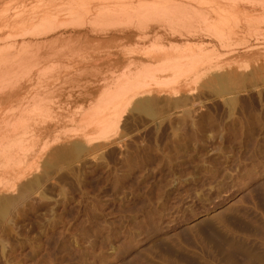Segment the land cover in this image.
<instances>
[{
    "label": "rangeland",
    "instance_id": "rangeland-1",
    "mask_svg": "<svg viewBox=\"0 0 264 264\" xmlns=\"http://www.w3.org/2000/svg\"><path fill=\"white\" fill-rule=\"evenodd\" d=\"M72 1L0 0V55L6 68L17 64L8 71L12 79L0 83L2 116L22 115L20 103L13 102L18 94L34 95L31 105L43 90L51 99L29 118L31 128L41 124L46 133L36 147L38 168L13 185L0 181V207L10 204L0 210V264H264V0H113L150 7L128 22L99 18L98 8L111 0ZM78 2L95 11L73 27L65 11ZM165 6L167 12L156 15ZM49 21L68 25L61 30L68 36L91 32L99 22L101 28H126L134 39L120 37L99 48V37L91 33L95 42L61 40L41 49L45 39L39 34L55 25ZM24 43L32 51L27 60L36 62L34 69L29 63L32 71L25 68L27 75L9 49L21 50ZM154 45L170 54L148 62L144 52ZM195 54L206 57L196 72L185 75L186 66L178 67L182 74L168 69L174 78L162 72ZM118 56L124 65L145 62L150 75L162 72L176 84L156 93L152 113L135 110L134 103L121 107L119 122L91 131L89 143L81 128L98 99L90 109L63 106L60 98L68 91L101 98L103 80L123 72L105 65ZM100 62L98 74L67 75L76 63Z\"/></svg>",
    "mask_w": 264,
    "mask_h": 264
},
{
    "label": "bare ground",
    "instance_id": "bare-ground-1",
    "mask_svg": "<svg viewBox=\"0 0 264 264\" xmlns=\"http://www.w3.org/2000/svg\"><path fill=\"white\" fill-rule=\"evenodd\" d=\"M77 1V0H76ZM82 1V0H81ZM84 1V0H83ZM101 1V0H100ZM102 1H104V0H102ZM106 1V0H105ZM109 1V0H108ZM112 2H110V4H107L106 6H101L100 8H98V15H99V18H102L104 21L107 19V21H111L112 19L114 20V18L115 17H118V22H125V21H127V19H129V17L130 18H132V17H139L140 15L142 16V15H144V14H142V13H144V12H142V11H145V12H147V11H149V10H147L146 8H148V7H146V8H144L145 10H143V8H141V9H134V8H129V7H132V6H130V4H127V3H118V2H116V1H113V0H111ZM194 1V0H193ZM71 2H74V1H72L71 0ZM86 2H87V0H86ZM86 2H82V4L81 5H79V2H78V4L77 5H73L71 8H68L69 6L67 5V9L68 10H66L65 12H67L68 13V15H70L71 17L73 16V20H72V22L71 23H69V24H72L73 25V27H79V26H82L83 25V20L84 19H86V18H88V16L91 14V13H93L94 11H95V9H89L88 8V6H87V4H90L89 2L88 3H86ZM156 2V1H155ZM154 2V3H155ZM70 3V2H69ZM81 3V2H80ZM107 3V2H106ZM154 3H152V6L153 5H155ZM158 3V2H157ZM74 4H76V3H74ZM94 4V3H93ZM143 4H145V3H143ZM143 4H142V6H143ZM71 5V4H70ZM150 5V4H149ZM166 5V4H165ZM92 6V5H91ZM109 6V7H108ZM141 5H139V7H140ZM145 6H146V4H145ZM151 6V5H150ZM171 5H169V7H170ZM134 7V6H133ZM137 7V6H136ZM159 8H160V6H158ZM168 6H165L164 8L162 7L161 9H157L159 12H158V14H156V15H164V13L165 12H167V8H169ZM91 8V7H90ZM138 8V7H137ZM156 8H157V6H156ZM149 9H150V7H149ZM153 8L151 7V10H152ZM150 10V11H151ZM170 10V9H169ZM59 11V10H58ZM171 11V10H170ZM173 11V10H172ZM47 12V11H46ZM151 12H153V11H151ZM48 13V12H47ZM63 13H64V11H63ZM67 13H66V15H67ZM139 13H141L140 15H139ZM148 13V12H147ZM146 13V14H147ZM172 13H174V12H172ZM182 13V12H181ZM24 14V13H23ZM60 14V13H59ZM58 14V15H59ZM155 14V13H154ZM153 14V15H154ZM169 14H170V12H169ZM45 15V14H44ZM19 17H20V15H18ZM17 16V17H18ZM149 16H150V14H149ZM165 16H167V15H165ZM54 17V16H53ZM57 16L55 15V17L54 18H56ZM64 17V16H63ZM62 17V18H63ZM66 17H69V16H66ZM66 17H65V19H66ZM119 17H121L122 19L123 18H125V17H128V18H126V20L125 21H123V20H121V18H119ZM146 17V16H145ZM148 17V16H147ZM152 17V16H151ZM162 17H164V16H162ZM140 18H142V17H140ZM52 19V18H51ZM135 19V18H134ZM154 19V18H153ZM57 19H54L53 21H56ZM69 20H71V19H69ZM130 20V19H129ZM148 20V19H147ZM33 21V20H32ZM143 21V20H142ZM149 21V20H148ZM62 22V21H61ZM60 22V23H61ZM69 22V21H68ZM128 22V21H127ZM126 22V23H127ZM25 23V22H24ZM23 23V24H24ZM48 23V22H47ZM49 23H51L50 21H49ZM150 23V22H149ZM20 24V23H19ZM18 24V25H19ZM51 24H55L54 22L53 23H51ZM58 24H59V22H58ZM68 24V23H67ZM17 25V26H18ZM25 25V24H24ZM23 25V26H24ZM45 25V24H44ZM99 25V22L97 23V25H96V27ZM100 25H102L103 26V24L101 23ZM154 25V24H153ZM158 25V24H157ZM165 25V24H164ZM19 26H21V25H19ZM47 26H48V24H47ZM46 25H45V27H47ZM67 26V27H66ZM66 26H64V25H60L59 27L58 26H56V24L55 25H53L52 27H51V25H50V28L48 27V29H45L44 31H43V33L42 34H39V36H41L43 39H45L44 41H42L43 43L41 44V49H42V47L43 46H45L46 48H47V46L50 44V46L53 44V43H56V42H58V41H60L61 42V40H66V41H72L73 43H74V41H76V42H78V41H80V39L81 38H85V40H87V42H95L96 41V44L99 46V48H100V46L102 45V46H105V44H106V46L108 45V43L109 42H113V41H117L120 37H122L123 39H125V40H127V42H130V40H133L132 39V35H130V33L128 34V30H126V28H124V29H106V28H101L100 26H98L97 28H99L98 30H97V28L95 27V25H94V27L92 28V30H91V32L89 31L88 33L86 32V33H84V34H80L79 33V35H75L76 34V32H74L73 31V33L74 34H69V36L68 35H66V31L64 32L65 34H62L61 33V30H63V29H65V27L68 29L69 27H68V25H66ZM161 26V25H160ZM37 27V26H36ZM39 27H40V30H41V26L39 25ZM104 27V26H103ZM147 27H149V26H147ZM147 27H145V28H147ZM163 27V26H162ZM23 28V27H22ZM94 28H95V30H94ZM128 28V27H127ZM144 28V29H145ZM151 28H152V26H151ZM11 29V28H10ZM43 29V28H42ZM73 29V28H72ZM71 29V30H72ZM76 29V28H75ZM35 30V29H34ZM132 30V29H131ZM76 31H77V29H76ZM79 31V30H78ZM77 31V32H78ZM134 32H136L135 30H133ZM132 31V32H133ZM71 32V31H70ZM130 32V31H129ZM147 32H148V30H147ZM72 33V32H71ZM92 33V35L94 34V36L96 35L97 37H99V39L100 40H95V41H93V39L91 40V38L89 37V36H91L90 34ZM144 33H145V31H144ZM78 34V33H77ZM138 34V33H137ZM141 34H143V33H141ZM183 34V33H182ZM134 35V34H133ZM144 35V34H143ZM189 35V34H188ZM66 36H68V37H66ZM134 36H136V35H134ZM133 36V37H134ZM186 36H187V33H186ZM191 36H193L192 34H191ZM54 37V38H53ZM139 38H141V36H138ZM146 37H148V36H146L145 35V37L144 38H146ZM198 37V36H197ZM53 38V39H52ZM103 38H107L108 40L107 41H105V40H101V39H103ZM139 38H137V39H139ZM181 38H182V36H181ZM184 38V37H183ZM47 39V40H46ZM48 39H51V42L50 41H48ZM141 39H143V37L141 38ZM140 39V40H141ZM173 39V38H172ZM126 42V41H125ZM64 43V42H63ZM71 43V42H70ZM66 44V43H65ZM89 44V43H88ZM87 44V45H88ZM22 45V44H21ZM20 45V46H21ZM71 45V44H70ZM90 45V44H89ZM101 46V47H102ZM232 46V45H231ZM230 46V47H231ZM93 47H95V46H93ZM188 47V46H187ZM74 48H75V46H74ZM78 48H79V46H78ZM173 48V47H172ZM171 48V49H172ZM9 49H12L13 50V52L14 53H16L15 55V60L16 59H18V64H19V66H18V68H19V70L22 72V70H23V72L21 73L22 75H23V73H26L25 72V70L27 69V68H32V66H35V67H33L32 69H34V68H36V65H35V63L34 62H32V61H28L27 59V57L29 56V59H31V53H32V51H31V53L29 54L28 52L31 50V48L28 46V45H25V43H24V45L21 47V50H17L18 48L17 47H15L14 45L13 46H11V48H9ZM97 49V48H96ZM177 49V48H176ZM191 49V48H190ZM253 49H256V48H253ZM16 50H17V52H16ZM34 50V49H33ZM62 50V49H61ZM86 50H87V48H86ZM174 50V49H173ZM172 50V51H173ZM178 50V49H177ZM201 50V49H200ZM3 51V50H2ZM1 51V52H2ZM8 51H10V50H8ZM48 51V50H47ZM53 51V50H52ZM51 51V52H52ZM171 51V52H172ZM203 51V50H202ZM250 51V50H249ZM44 52V51H43ZM69 52V51H68ZM76 52V51H75ZM190 52V51H189ZM4 53H6V52H4ZM19 53V54H18ZM167 53H169V51L167 50V49H165V48H162L161 46H153L151 49H149V50H147V51H145L144 52V56H145V59L148 61V60H151V59H157V58H159V57H161V56H163V55H166ZM232 53V52H231ZM2 54H3V52H2ZM7 54V53H6ZM26 54H28V55H26ZM47 54V53H46ZM170 54V53H169ZM192 54V53H191ZM194 54V53H193ZM49 55V54H48ZM59 55V54H58ZM189 55V54H188ZM197 54H195L194 55V57L191 55V56H187V57H182V58H184V60H185V58H186V60H187V58H188V60H187V63L185 64V63H183V65H181V64H175L174 62H175V60H173V59H170L171 61L173 60L174 62H170V63H174L175 65H171L166 59V61L168 62V64H170L171 66H169V67H166V68H163L164 70H162V72L163 73H166V74H168L169 72V76H168V78L172 75L171 73H173V72H171V70L169 71L168 69H174V68H177V69H174V70H179L180 71V73L182 74V72L183 71H181L178 67H181V69L182 68H184L183 66H186L185 67V69H186V72L185 73H187V71L190 73V71H195V69H197V68H199L200 66H201V64L202 63H204V62H206V61H204L203 62V58L205 59L206 57H203V58H201V57H199L198 58V56H196ZM200 55H202V54H200ZM204 55V54H203ZM185 56V55H184ZM196 56V57H195ZM66 57V56H65ZM69 57H71V56H69ZM164 57V56H163ZM167 57V56H166ZM4 55L3 56H1L0 55V83H3V82H5L6 80H7V77H8V75H11V73L13 74V72H10V73H8V71L10 70V68H12L13 66L12 65H14V64H16V62L14 63V64H10V66L8 67V68H6V64L4 63ZM63 58V57H62ZM103 58H105V57H101V58H99V60L100 59H103ZM119 56L117 57V62L116 63H109V64H105V65H108V67H106V68H113L114 67V69L115 68H117L118 69V71L119 70H123V72L120 74V76H118L117 75V77H114V78H112L111 80H103L104 82H105V88L102 90V93H100L101 94V98H102V100H101V98H97V95H96V93L94 94H92L91 92V94H89V95H83V94H81L80 93V96L79 95H76V94H71V93H69L70 91H68V93H66L67 95L65 96V94H63L62 93V99L60 98V100H58V101H60L61 103L60 104H62L63 106H77L78 105V107H81V106H83V107H85L86 108V106L87 107H91L92 106V104L94 103V101H97L96 99H98V103L94 106V108H92V110L89 112V113H85V115H86V119H85V121L83 122L84 123V125L82 126V128L81 129H83L84 128V126H85V130H84V132L86 133L85 135V138L89 141V143H91L92 141H93V138H92V136H91V134H90V132L91 131H93V130H100V132H104V131H106L107 129H109L110 127H111V125L112 124H115V123H117V122H119V118L121 117L120 116V114H121V112H119L120 111V108L121 107H124V106H127V104H129V105H131L132 103H134V107H135V110H138V111H143V112H146V113H152V103L154 102V99H155V95H156V93L158 94L159 92H165V91H168L167 90V88L172 84V85H174V84H176L173 80V82H174V84L172 83V81H171V79L170 80H165V79H163V77H165L164 75H162L161 76V74H163L162 72H160V76L158 75V78H160L161 77V79H158L155 75H150L151 73H152V71H147L146 72V70H147V68L145 67L144 68V64H145V62H138V61H134V60H130V62H127L125 65H124V63L123 64H121V61L119 60ZM180 59V60H182V61H184L183 59ZM201 58V59H200ZM209 58V57H208ZM207 58V59H208ZM109 59V58H108ZM105 60V61H110V60ZM162 59V58H161ZM175 59V58H174ZM177 59H179V58H177ZM4 60V61H3ZM7 60V59H6ZM66 60V59H65ZM91 60V59H90ZM99 60H97V61H99ZM164 60V59H163ZM179 60V61H180ZM185 60V61H186ZM192 60V61H191ZM14 60H12V62H13ZM36 61V60H35ZM105 61H103V63H105ZM157 61V60H156ZM178 61V60H177ZM176 61V62H177ZM201 61H202V63H201ZM6 62V61H5ZM31 62V64H32V66H31V64H29ZM149 62V61H148ZM153 62H154V60H153ZM103 63H99V64H97V67L95 66V67H92L91 66V64L89 63V64H79V63H76L74 66H71V67H69L67 70V75H70V74H72V76H70V78L72 77V78H74L75 76H85L86 74H90L91 75V73L93 74V72L95 71V74L97 73V72H99V71H97V70H102L101 68L103 67ZM160 63V62H159ZM165 63V62H164ZM93 64V63H92ZM83 65V66H82ZM14 66H16L17 67V64L16 65H14ZM37 67H38V65H37ZM59 67V66H58ZM165 67V66H164ZM26 68V69H25ZM30 68V70L32 71V69ZM149 68V67H148ZM16 69V68H15ZM184 69V70H185ZM29 70V71H30ZM94 70V71H93ZM168 70V71H167ZM174 70H172V71H174ZM183 70V69H182ZM203 70V69H202ZM19 71V72H20ZM43 71V70H42ZM59 71V70H58ZM92 71V72H91ZM117 71V70H116ZM117 71V72H118ZM165 71H167V72H165ZM15 72V71H14ZM17 72H18V70H17ZM28 72V71H27ZM101 72V71H100ZM117 72H116V74H117ZM196 72V71H195ZM203 72V71H202ZM29 74H30V72H28ZM28 73H26V75L28 74ZM40 73V72H39ZM102 73V72H101ZM101 73H99L100 75H101ZM175 73H177V72H175ZM179 73V72H178ZM189 73H187V74H185V75H188ZM17 74V73H16ZM20 73H19V75H21ZM42 74V73H41ZM82 74V75H81ZM98 74V73H97ZM114 74V73H113ZM112 74V77L114 76ZM201 74V73H200ZM230 74V73H229ZM14 75H15V73H14ZM25 75V74H24ZM197 75V74H196ZM222 75V74H221ZM12 76V75H11ZM29 76V75H28ZM167 76H166V78H167ZM174 76V73H173V75L171 76L172 78H174L173 77ZM175 76H177V74L175 75ZM184 76V75H183ZM182 76V77H183ZM195 76V75H194ZM199 76V75H198ZM227 76H229V75H227ZM3 77H6V78H3ZM10 77V76H9ZM14 77V76H13ZM17 77L19 78V76H18V74H17ZM21 77V76H20ZM39 77V76H38ZM230 77V76H229ZM23 78V77H22ZM26 78V77H25ZM39 78H42V77H39ZM82 78V77H81ZM104 78V77H103ZM5 79V81H2V80H4ZM9 79H12V78H8V80ZM14 79V78H13ZM106 79V78H105ZM181 79V78H180ZM7 80V81H8ZM14 80H16V77H15V79ZM18 80V79H17ZM39 80V79H38ZM176 80V79H175ZM188 80V79H187ZM216 80H218L219 82L218 83H220L221 81H223V78H221L220 76L218 77V75H217V78H216ZM13 81V80H12ZM99 81V80H98ZM227 81V80H226ZM11 82V81H10ZM19 82V81H18ZM39 82H41V81H39ZM20 83V82H19ZM11 84H12V82H11ZM223 84V83H222ZM230 84V83H229ZM7 85V84H6ZM110 85V86H109ZM215 85V84H214ZM108 86H109V88H108ZM179 86V85H178ZM37 87V86H36ZM218 87V86H217ZM230 87V86H229ZM1 88V87H0ZM13 88V87H12ZM11 88V86H10V89H12ZM172 88H175L174 86L172 87ZM57 89V88H56ZM78 89V88H77ZM76 88H75V90H77ZM168 89H170V88H168ZM216 89V88H215ZM71 90V89H70ZM74 90V89H73ZM171 90V89H170ZM176 90H178V89H176ZM9 91V90H8ZM12 91L14 92V90L12 89ZM44 91V90H43ZM43 91H41V97H40V99L39 100H36L35 102H34V104L33 105H31L30 104V102H32V100L34 99V95H30L29 96V93L28 92H26V93H21V94H18L16 97H15V99H13V102L14 103H16V104H19V107H21L22 109H23V112L21 113L22 115L20 116V115H18V116H20V117H14V118H12V116H11V118L9 119V120H7V118L5 117V116H2V112L4 111V105L2 106V108H0V181H2V180H4V181H6L5 179H7V182H8V180H9V182L13 185V183H15V182H20V181H22V180H24V179H26L29 175H31L34 171H36V169L38 168V165H39V162H41V150L39 151L38 149H36V147L38 146V143L40 142V140H41V133H42V130H41V124H37V123H34V125H35V127L34 128H31V121H29V118L34 114V113H36L38 110H39V112H41V106H39V105H41V104H43L44 102H45V100L47 99V97L50 95V94H48V93H45V92H43ZM54 91V90H53ZM64 91V90H63ZM80 91V90H79ZM13 92H12V94H13ZM78 91H76V93H77ZM103 92H104V94H103ZM176 92V91H175ZM179 91H177L176 93V95H178L179 93H178ZM8 93V92H7ZM16 93V92H15ZM28 93V94H27ZM53 93V92H52ZM54 93H56V91L54 92ZM59 93H60V91H59ZM73 93V92H72ZM161 93H159V94H161ZM165 93H167V92H165ZM169 93H170V91H169ZM172 93V92H171ZM40 94V93H39ZM58 94V93H57ZM99 94V95H100ZM102 94H103V96H102ZM158 94V95H159ZM8 96H9V93L7 94ZM11 95V94H10ZM35 95H37L36 93H35ZM165 95H167V94H165ZM174 95H175V93H174ZM7 96V97H8ZM59 96H61V95H59L58 94V97L57 96H55V97H57V98H59ZM1 97V96H0ZM4 97H5V95H4ZM10 98V97H9ZM48 98H50V97H48ZM53 98H54V96H53ZM52 98V99H53ZM48 100V99H47ZM51 100V99H50ZM50 100H48V101H50ZM100 100V101H99ZM39 101V102H38ZM41 101V102H40ZM182 103V102H181ZM0 104H5V103H0ZM80 104V105H79ZM90 104V106H88ZM1 106V105H0ZM6 106V105H5ZM46 106H48V105H46ZM97 106V107H96ZM133 106V105H132ZM181 106V105H180ZM39 107V108H38ZM93 107V106H92ZM96 107V108H95ZM91 109V108H90ZM12 110V109H11ZM14 110H16V109H14ZM18 110V109H17ZM45 110V109H44ZM76 112V111H75ZM40 114V113H39ZM41 114H43V113H41ZM84 115V116H85ZM38 116V115H37ZM39 117V116H38ZM84 118V117H83ZM82 121H83V119H81ZM82 121H81V123H82ZM33 122H34V120H33ZM49 124V123H48ZM80 124V123H79ZM81 125V124H80ZM79 125V126H80ZM50 126H52V125H50ZM48 129L50 130V127H48V125H47V131H48ZM52 129V128H51ZM43 131L44 132H46V130L43 128ZM49 132V131H48ZM50 132H51V130H50ZM79 132V131H78ZM44 133H42V135H43ZM46 134V133H45ZM44 134V135H45ZM42 137H44V136H42ZM91 138H92V140H91ZM87 141V142H88ZM96 142V141H95ZM74 149L76 150V151H78V152H80V151H83V150H81V149H83V148H81V146L79 145V144H75L74 146ZM63 150V149H62ZM85 150V149H84ZM57 152V151H56ZM55 156V155H54ZM40 168L41 167H39V170H40ZM40 173V172H39ZM38 173V175H40ZM36 175V174H35ZM33 176H34V174H33ZM41 178V177H40ZM30 179V178H29ZM37 179V178H36ZM39 179V178H38ZM32 180H33V178H32ZM26 181V180H25ZM24 181V182H25ZM8 182V183H9ZM28 182H29V180H28ZM38 182H40V181H38ZM1 183V182H0ZM3 183V182H2ZM9 183V184H10ZM33 183H34V181H33ZM33 183L31 182V183H29V184H26L24 187V189H27V188H31L32 187V185H33ZM37 183V180L35 181V184ZM41 183V182H40ZM25 184V183H24ZM20 186V185H19ZM9 187V186H8ZM3 188V187H2ZM6 189H9V188H7V187H5ZM19 189V188H18ZM17 189V190H18ZM23 189V188H22ZM34 189V188H33ZM30 190H32V189H30ZM23 191H25V190H23ZM27 191V190H26ZM29 191V190H28ZM33 191V190H32ZM16 192V191H15ZM15 192H14V194H15ZM20 192V191H19ZM29 192H31V191H29ZM28 192V193H29ZM23 193H25V192H23ZM23 193H21V194H23ZM10 194H12V193H10ZM17 194V193H16ZM26 195V194H25ZM19 197V196H18ZM18 197H17V199H18ZM23 197V196H22ZM13 200H14V198H12ZM11 199V200H12ZM18 200H20V199H18ZM15 202H16V199H15ZM9 203L6 201L5 203H4V206H1L0 207V210H2L3 208L5 209L6 207H8L7 205H8ZM2 205V204H1ZM10 205V204H9ZM10 208V207H9ZM8 208V209H9Z\"/></svg>",
    "mask_w": 264,
    "mask_h": 264
}]
</instances>
